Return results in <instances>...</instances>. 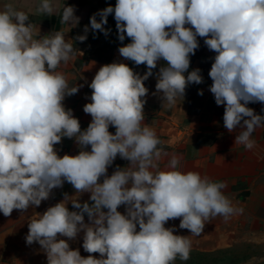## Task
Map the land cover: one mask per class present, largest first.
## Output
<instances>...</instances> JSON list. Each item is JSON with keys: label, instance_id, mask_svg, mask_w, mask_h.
I'll return each instance as SVG.
<instances>
[{"label": "clouds", "instance_id": "1", "mask_svg": "<svg viewBox=\"0 0 264 264\" xmlns=\"http://www.w3.org/2000/svg\"><path fill=\"white\" fill-rule=\"evenodd\" d=\"M59 7L40 0L37 12L52 16ZM73 6H64L61 23L76 25ZM114 13L120 56L148 71L140 76L124 63L103 65L88 85L91 102L83 107L92 117L86 130L63 101L79 91L69 88L60 65L76 58L72 41L63 31L34 39L35 26L24 11L11 4L0 11V212L26 211L47 200L66 181L77 196L90 193L94 203L81 204L65 194L28 223L26 243H38L48 264H175L190 258L189 236L166 228L179 219V228L199 236L212 219L227 221L243 210L225 195L226 182H214L198 172L181 171L180 158L171 155L165 170L158 161L168 156L156 132L143 123L144 81L163 60L155 85L168 106L183 98L186 87L203 82L190 55L199 48L197 37L216 53L209 71L210 92L224 106L223 125L231 133L239 126L235 144L256 146L253 132L264 127V116L246 105L264 104V0H116L90 18L92 30L105 36L107 17ZM100 16L97 21L96 16ZM189 25L190 27H186ZM85 33L88 31L86 26ZM39 35V30H36ZM80 42L86 35L76 37ZM203 95V91L198 92ZM114 126L115 134L109 132ZM75 138L78 155L58 156L54 145ZM91 151L83 150L87 146ZM119 156L129 166L107 169ZM103 177V182H99ZM80 211H69L66 206ZM125 206L126 214L118 211ZM106 209L107 211H104ZM87 214L90 224L84 223ZM137 226L139 230H137ZM84 231L82 257L59 236L75 239Z\"/></svg>", "mask_w": 264, "mask_h": 264}, {"label": "crops", "instance_id": "2", "mask_svg": "<svg viewBox=\"0 0 264 264\" xmlns=\"http://www.w3.org/2000/svg\"><path fill=\"white\" fill-rule=\"evenodd\" d=\"M58 5L59 12L48 16L37 12L40 0H0V11L5 10V5L11 4L14 10L24 11L29 15V21L35 26L34 39H39L56 31H63L66 41H72L76 50V58L67 64H61L57 71L62 72L68 82L69 88L79 87V91L71 96H66L63 104L65 109H71L73 116L80 122L81 131L87 129L92 120L90 114L83 111L85 104L91 102L92 89L88 86L99 68L113 62L124 63L133 69L134 73L143 76L147 66H137L133 61L120 56L119 47L131 43L125 34L123 42L118 39V30L114 13L107 17L109 30L105 36L99 30H92L90 18L108 6L114 7L116 0H53ZM64 6H73L74 15L79 17L76 25L61 23V14ZM97 21L100 16H96ZM88 27L85 33V27ZM186 27H190L186 25ZM39 30V35L36 34ZM86 35L87 39L80 42L76 37ZM199 48L194 55H190V67L187 74L197 68L201 70L203 82L191 83L185 89L182 99L176 104L168 106L163 100V93L157 92L156 83L161 67H166L165 61L157 62V67L152 70V75L144 81L148 93L143 113V123L152 128L161 144L158 146L168 156L158 161L159 168L165 170L172 154L180 158L178 168L181 171L198 172L202 177H207L214 182H226L225 195L233 206L243 211L230 217L227 221L221 216L206 223L199 236H191L187 229L179 228V219L169 220L166 228H175L174 234L189 236L192 242L191 253L200 256H214L218 253L236 255L233 262L227 264H264V127L257 128L252 139L256 146L252 150L242 145L235 144V137L239 133V126L229 132L223 125L224 106L215 103L214 95L210 92L212 80L209 77L211 65L214 62L215 52L210 51L204 44V38L197 37ZM203 91V95L198 92ZM258 115L264 116V104L249 103L246 105ZM115 127L109 126V132L115 134ZM58 156L65 154L78 155L81 147L75 138L63 137L61 142L54 145ZM91 151L90 145L85 149ZM129 166V161L119 156L108 167L107 175L111 176L119 168ZM99 182H103V177ZM62 187L54 188L47 200L41 202L49 207L55 206L64 200ZM69 197H76L81 204L91 203L90 193H81L77 196L74 190L66 193ZM52 198V201L50 199ZM67 207L72 206L71 200ZM0 229V264L3 262L8 249L15 245L12 240L2 238ZM18 245V244H17ZM9 252V251H8Z\"/></svg>", "mask_w": 264, "mask_h": 264}, {"label": "rangeland", "instance_id": "3", "mask_svg": "<svg viewBox=\"0 0 264 264\" xmlns=\"http://www.w3.org/2000/svg\"><path fill=\"white\" fill-rule=\"evenodd\" d=\"M74 190L73 186L70 183H65L62 188V194L68 193V191ZM52 201V198L50 199ZM94 202L89 203L91 204ZM69 211H77L79 209L74 208L73 206L68 207ZM47 210L46 205L43 203L37 206H29L26 211L21 210H13L10 216H4L2 212H0V229L2 230V238H9L13 242H15L12 248L8 249L3 260L6 264H48L47 256L44 249L36 242L31 245L26 243V235L28 233V223L30 219L37 215L43 214ZM104 211H107L104 209ZM118 211L121 214H126L125 206L121 205L118 207ZM84 223L90 224L89 218L87 214H84ZM137 230H139L137 226ZM1 233V232H0ZM84 231L81 230L78 232L75 239H68L67 237L59 236L58 239H64L68 242L70 249L79 250L82 257H88L89 255L94 256L99 259V253L89 254L84 251L83 245V237ZM18 244V245H17ZM236 255L227 254V253H218L214 256H200V254L196 255L194 253L190 254V258L187 261H181L177 258L175 264H227L234 261Z\"/></svg>", "mask_w": 264, "mask_h": 264}]
</instances>
